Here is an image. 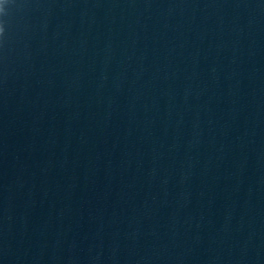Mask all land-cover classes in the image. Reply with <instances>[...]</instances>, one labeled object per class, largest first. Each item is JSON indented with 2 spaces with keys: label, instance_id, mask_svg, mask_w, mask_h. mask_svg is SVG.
I'll return each mask as SVG.
<instances>
[{
  "label": "water",
  "instance_id": "obj_1",
  "mask_svg": "<svg viewBox=\"0 0 264 264\" xmlns=\"http://www.w3.org/2000/svg\"><path fill=\"white\" fill-rule=\"evenodd\" d=\"M0 26V264H264V0Z\"/></svg>",
  "mask_w": 264,
  "mask_h": 264
},
{
  "label": "clouds",
  "instance_id": "obj_2",
  "mask_svg": "<svg viewBox=\"0 0 264 264\" xmlns=\"http://www.w3.org/2000/svg\"><path fill=\"white\" fill-rule=\"evenodd\" d=\"M3 32V27L2 26H0V33H2Z\"/></svg>",
  "mask_w": 264,
  "mask_h": 264
}]
</instances>
